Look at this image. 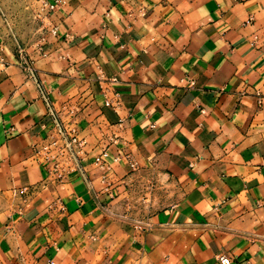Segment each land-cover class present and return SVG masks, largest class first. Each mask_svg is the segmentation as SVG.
Segmentation results:
<instances>
[{"label":"crops","instance_id":"0c3cea01","mask_svg":"<svg viewBox=\"0 0 264 264\" xmlns=\"http://www.w3.org/2000/svg\"><path fill=\"white\" fill-rule=\"evenodd\" d=\"M223 254L264 264V0H0V264Z\"/></svg>","mask_w":264,"mask_h":264},{"label":"built area","instance_id":"2783aa9c","mask_svg":"<svg viewBox=\"0 0 264 264\" xmlns=\"http://www.w3.org/2000/svg\"><path fill=\"white\" fill-rule=\"evenodd\" d=\"M52 7H54L53 4H52ZM20 49L22 50V47H20ZM25 67L27 68L28 72L33 77H36L35 72H34L33 68L31 67V65L26 64ZM190 82L194 83V80L190 79ZM50 110H51V113L53 114V116L55 118L56 128H57V131H58V134L60 137V141L55 140L53 142V144L58 145L59 142H61V144H59V148L61 149L62 153H65L66 151H68L71 155L75 156L77 153L76 148L78 147V145L83 143V140L80 139L77 135L68 132V130H66V128L63 126L62 122L60 121V119L56 115V113L52 110L51 106H50ZM50 148H51L50 144L45 147V149L51 155ZM133 165H135V164H133ZM220 260L223 264H232V258L228 255H225V254L221 255Z\"/></svg>","mask_w":264,"mask_h":264}]
</instances>
